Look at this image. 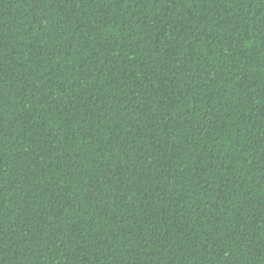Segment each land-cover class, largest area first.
Segmentation results:
<instances>
[{
	"label": "trees",
	"instance_id": "obj_1",
	"mask_svg": "<svg viewBox=\"0 0 264 264\" xmlns=\"http://www.w3.org/2000/svg\"><path fill=\"white\" fill-rule=\"evenodd\" d=\"M0 264H264V0H0Z\"/></svg>",
	"mask_w": 264,
	"mask_h": 264
}]
</instances>
